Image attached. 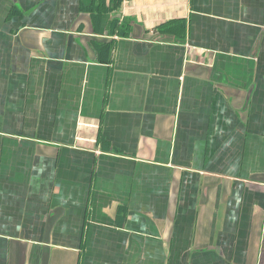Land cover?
Here are the masks:
<instances>
[{
    "label": "crops",
    "instance_id": "0c3cea01",
    "mask_svg": "<svg viewBox=\"0 0 264 264\" xmlns=\"http://www.w3.org/2000/svg\"><path fill=\"white\" fill-rule=\"evenodd\" d=\"M0 264H264V0H0Z\"/></svg>",
    "mask_w": 264,
    "mask_h": 264
},
{
    "label": "trees",
    "instance_id": "16d2710c",
    "mask_svg": "<svg viewBox=\"0 0 264 264\" xmlns=\"http://www.w3.org/2000/svg\"><path fill=\"white\" fill-rule=\"evenodd\" d=\"M122 0H119V3H121ZM118 5V4H117ZM116 22H119V18H116Z\"/></svg>",
    "mask_w": 264,
    "mask_h": 264
}]
</instances>
